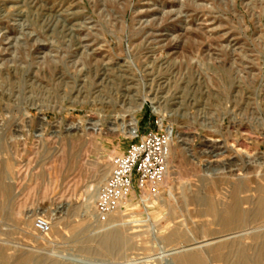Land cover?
Segmentation results:
<instances>
[{"label":"rangeland","instance_id":"374dc122","mask_svg":"<svg viewBox=\"0 0 264 264\" xmlns=\"http://www.w3.org/2000/svg\"><path fill=\"white\" fill-rule=\"evenodd\" d=\"M150 98L161 113L149 101L139 110ZM133 117L140 136L173 130L163 190L134 192L101 218L89 194L96 189L97 202L113 159L136 142ZM207 142L224 152L221 165L245 149L264 152V0H0V203L9 204L0 258L8 264H168L187 253L169 251L198 246L189 253L224 264L207 245L227 242L256 259L264 223L225 229L193 201L229 204L223 179L205 182L206 191L199 180ZM37 217L51 223L48 235L36 232ZM112 231L123 235L122 250L103 253Z\"/></svg>","mask_w":264,"mask_h":264},{"label":"bare ground","instance_id":"6f19581e","mask_svg":"<svg viewBox=\"0 0 264 264\" xmlns=\"http://www.w3.org/2000/svg\"><path fill=\"white\" fill-rule=\"evenodd\" d=\"M236 69H237V67H236ZM202 71H203V69H202ZM147 101L151 102L152 105L156 106L157 107L156 110L158 109L159 113L162 112L161 111V107H162L161 104L158 105V102L154 98L153 99L150 98L149 100L143 99L140 106H139V110L142 109V107L144 106V104ZM131 121L133 122L131 124V126H133V128L131 129V136L135 137L138 134V128H137L138 120L135 117H133V119ZM186 123H188L187 118L184 119V124H186ZM41 124H42V126L46 125L45 119H41ZM97 124L98 123H96L94 126H96ZM74 126H76V125H72L71 127H74ZM98 126H101V125L98 124ZM54 128H56V127H54ZM70 130H71V128L69 127L68 131H70ZM172 131L171 130L169 131L170 135H172ZM179 134L183 135L182 133H179ZM173 143H174V139H172V143H171L172 146H173ZM170 153H171V150H170ZM245 153H246V155H242L241 153H239L240 157L237 156V158H235L234 161H232V162L230 161V163H228V164H223L225 161L224 162L222 161L223 165H221L219 158H221L224 155V152H221V148L219 147L218 144L207 142L203 145L202 150L200 152V157H202V158L206 157L207 158V160L203 161L207 164H206V167H204V169L201 170V176L199 179L201 184L203 185L202 186L203 189L206 187V185L204 184L205 182H207V181L214 182V181H218L219 179H223L228 185H230L228 187V190H227V192L229 193V196H228L229 204L225 205V207L222 209H217L213 205V201L208 200L205 197L197 196L194 198L193 201L196 204H198V206L204 207L206 209L207 215H208V217L212 218L213 223H221L222 227H225V229H226V227H231V226L248 227L247 225L249 223H251V224L253 223V225L255 224V226L259 225L260 223L261 224L264 223V152L260 151L259 153H251V151H249L248 149H245ZM213 158L217 159V161L213 162V161L209 160V159H213ZM195 160H196V158H195ZM7 167L10 168L9 166H7ZM212 178L213 179L217 178V180L215 179L214 181H211ZM105 180H106V177H103V180L100 181L101 185L105 182ZM94 190H96V189H93V191H91L89 194V204L92 203L93 211H94V208L96 205L95 204L96 199L94 201L93 200L94 196L92 198V194L95 193ZM215 191H216V189H211L209 191V193L215 192ZM3 192L5 195L9 194L10 188L8 187V185L4 186ZM133 195H135V193H133ZM98 196H99V190L97 191V199H98ZM8 205L9 204H8V201L6 199L4 201H2V203H0V212L1 213L5 212L6 209L8 208ZM246 205L250 206V208L247 209L245 207ZM61 208L62 207H58L56 214H59L61 212ZM256 223H258V224H256ZM127 224L130 225V223H127ZM263 226H264V224H263ZM260 227H261V225L259 227L257 226V228H260ZM253 229H255V228H253ZM249 231H252V230L249 229ZM260 232H258V233L260 234ZM250 234H251V232H250ZM259 234H258V236H259ZM256 235H257V233H256ZM177 236H178V234L176 232V233L172 234L169 237V239L170 240L176 239ZM260 236H262V235H260ZM257 238H254V239H256L258 241ZM260 239H262V238H260ZM122 240H123V235L120 234L119 232L112 231V232L106 233L101 238V241H100L101 242L100 243L101 252L104 253V251H105L108 253L109 252L112 253L115 250L117 252H120L122 250V246H123L121 243V242H123ZM208 243H206V244H208ZM254 243H256V242H254ZM257 244L259 247V251L257 250L258 253L256 252L257 253V254H255L256 259H254V260H252L251 257L249 258V256H248L249 253L247 255V252L242 247V246H244L243 244H242V246L241 245L239 246V243L237 244L236 242H232V243L227 242V243H220V244L210 243L207 246H209L210 252L215 254V257L219 260V262H223L224 264H264V241H259V243H257ZM235 246L240 247V248L234 250ZM241 247H242V249H241ZM202 248H203V246H198V247H191V248L186 249V250H183L180 248V249H174L172 251H169L172 254L171 256H173L175 254H181V253H186V252L187 253L176 257L174 259V261L169 260L168 264H209V262H208L209 259L207 258L206 254H205L206 252H204L203 250H202L203 252H201V253H199V252L189 253V251H193L194 249H202ZM244 248H246V247H244ZM246 249H248V247ZM95 259H97V258H95ZM66 260H68V259H66ZM29 261H30L29 259H24L18 263L16 262L13 264H29ZM79 261H81V260H79ZM1 262H5V264H8V262L6 261L5 258H0V264H2Z\"/></svg>","mask_w":264,"mask_h":264},{"label":"built area","instance_id":"2783aa9c","mask_svg":"<svg viewBox=\"0 0 264 264\" xmlns=\"http://www.w3.org/2000/svg\"><path fill=\"white\" fill-rule=\"evenodd\" d=\"M134 139L136 142L124 155L113 159L112 171L99 192L95 210L101 218L117 213L134 192L150 197H159L162 193L172 135L159 128L142 136L137 134ZM34 227L40 235L51 232V223L44 217H37Z\"/></svg>","mask_w":264,"mask_h":264}]
</instances>
